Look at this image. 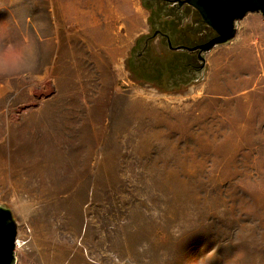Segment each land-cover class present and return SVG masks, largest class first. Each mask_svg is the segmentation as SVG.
Wrapping results in <instances>:
<instances>
[{
  "label": "rangeland",
  "instance_id": "1",
  "mask_svg": "<svg viewBox=\"0 0 264 264\" xmlns=\"http://www.w3.org/2000/svg\"><path fill=\"white\" fill-rule=\"evenodd\" d=\"M148 19L143 0H0L15 264H264V17L171 92L127 70Z\"/></svg>",
  "mask_w": 264,
  "mask_h": 264
},
{
  "label": "trees",
  "instance_id": "2",
  "mask_svg": "<svg viewBox=\"0 0 264 264\" xmlns=\"http://www.w3.org/2000/svg\"><path fill=\"white\" fill-rule=\"evenodd\" d=\"M174 2L175 0H143V6L153 17L155 16L159 19H166L170 21V24L175 25L176 33L180 32L181 34L180 36H177L178 41L175 46H180L182 43L193 49L196 46L205 44L214 36L213 31L202 22L201 17L195 10L191 7L179 9ZM148 21L153 25L151 17ZM191 30H195L194 40L187 36V32H190ZM137 56L138 53L136 54L134 49L130 58L127 60V70L133 81L136 83L149 84L162 92L182 90L192 84V78H194V76H183V73L191 66L179 70V65H181L179 59L183 57L190 59V55L172 52L168 46H165L160 53L152 51V54L147 58L149 61L148 64H140L139 67L136 68L138 63V60L136 59ZM194 58L196 60H194ZM194 61H196L194 68H197L196 70L199 74L202 70V64L199 61V57H192V61L190 62ZM161 79L167 80L164 86L158 84Z\"/></svg>",
  "mask_w": 264,
  "mask_h": 264
},
{
  "label": "water",
  "instance_id": "3",
  "mask_svg": "<svg viewBox=\"0 0 264 264\" xmlns=\"http://www.w3.org/2000/svg\"><path fill=\"white\" fill-rule=\"evenodd\" d=\"M201 17L215 36L192 51H198L201 62L213 48L231 42L237 33V23L248 14L264 17V0H184ZM203 66L201 67V69ZM17 225L10 210L0 207V264H15Z\"/></svg>",
  "mask_w": 264,
  "mask_h": 264
},
{
  "label": "flooded vegetation",
  "instance_id": "4",
  "mask_svg": "<svg viewBox=\"0 0 264 264\" xmlns=\"http://www.w3.org/2000/svg\"><path fill=\"white\" fill-rule=\"evenodd\" d=\"M181 1H184V0H175L174 2V4L179 7V9L190 7L188 4L181 5L180 4ZM150 17H151V22H153V25H152L148 21V25L150 26L151 33L148 34L142 40L138 41L137 47L135 48V53L136 54L138 53V56L136 58L138 60L136 68L139 67L140 64H146V63L148 64L149 61L147 60V58L152 54V51H155L156 53H160L162 52V49L165 48V46H168V48H170L172 52H179L180 54L190 55V59H188L187 57H183L179 59V63L181 64L179 65L180 66L179 70H182V68L185 69V67L187 66H191L189 67L188 70H186L183 73V76L192 77V76L197 75L198 74L196 70L197 68H194V66L196 65V61L194 62H190V61H192V57L195 56L197 58V56H199L198 51H192L191 50L192 47L190 46L188 47L187 45L182 44V43L180 46H175L178 41L177 36L181 35L180 32L176 33L175 25L170 24V21L166 19H159L155 16L153 17L151 13L149 12V18ZM187 36L194 40L195 30H191L190 32H187ZM157 40H159V45L156 47L154 44ZM194 60L196 59L194 58ZM166 82H167L166 79H161L159 80L158 84L164 86Z\"/></svg>",
  "mask_w": 264,
  "mask_h": 264
}]
</instances>
